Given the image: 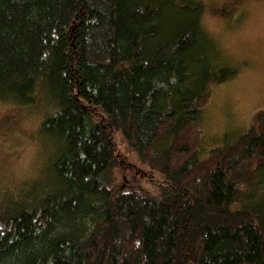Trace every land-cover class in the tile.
Wrapping results in <instances>:
<instances>
[{"label":"trees","instance_id":"1","mask_svg":"<svg viewBox=\"0 0 264 264\" xmlns=\"http://www.w3.org/2000/svg\"><path fill=\"white\" fill-rule=\"evenodd\" d=\"M204 12L0 0V102L36 111L45 153L0 185V264H264V109L208 148L212 89L239 71ZM122 154L146 185L118 182Z\"/></svg>","mask_w":264,"mask_h":264},{"label":"rangeland","instance_id":"2","mask_svg":"<svg viewBox=\"0 0 264 264\" xmlns=\"http://www.w3.org/2000/svg\"><path fill=\"white\" fill-rule=\"evenodd\" d=\"M203 25L225 64L239 73L214 86L203 120L207 146L223 143L227 133H238L253 115L264 109V0H203ZM40 117L36 111L0 102V185L2 189L30 184L45 165L37 139ZM118 182L146 185L147 171L122 154ZM135 166V168H133ZM125 186V187H127ZM1 194V193H0Z\"/></svg>","mask_w":264,"mask_h":264}]
</instances>
